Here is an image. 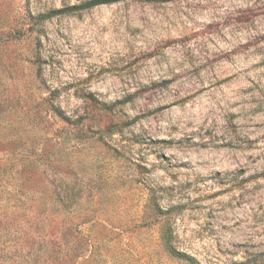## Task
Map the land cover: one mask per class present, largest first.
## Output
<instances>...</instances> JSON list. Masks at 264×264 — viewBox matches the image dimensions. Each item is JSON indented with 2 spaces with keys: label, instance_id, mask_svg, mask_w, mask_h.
Wrapping results in <instances>:
<instances>
[{
  "label": "rangeland",
  "instance_id": "rangeland-1",
  "mask_svg": "<svg viewBox=\"0 0 264 264\" xmlns=\"http://www.w3.org/2000/svg\"><path fill=\"white\" fill-rule=\"evenodd\" d=\"M90 1L0 0V264L260 258L264 0Z\"/></svg>",
  "mask_w": 264,
  "mask_h": 264
},
{
  "label": "trees",
  "instance_id": "trees-1",
  "mask_svg": "<svg viewBox=\"0 0 264 264\" xmlns=\"http://www.w3.org/2000/svg\"><path fill=\"white\" fill-rule=\"evenodd\" d=\"M120 0H92L84 5L78 6V7H72L71 9L67 10V11H75V10H80V9H90V8H94L97 6H102V5H107V4H112L115 2H118ZM164 1H173V0H164ZM67 11H59L58 13H52L51 15H49L50 17H52L55 14H60L62 12H67ZM49 17V18H50ZM235 264H264V253L261 254L260 258H256V259H246L245 261H239V263H235Z\"/></svg>",
  "mask_w": 264,
  "mask_h": 264
}]
</instances>
